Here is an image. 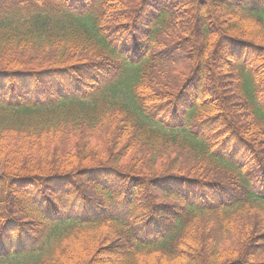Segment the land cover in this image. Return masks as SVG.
I'll return each mask as SVG.
<instances>
[{"label":"trees","instance_id":"obj_1","mask_svg":"<svg viewBox=\"0 0 264 264\" xmlns=\"http://www.w3.org/2000/svg\"><path fill=\"white\" fill-rule=\"evenodd\" d=\"M0 264H264V0H0Z\"/></svg>","mask_w":264,"mask_h":264},{"label":"rangeland","instance_id":"obj_2","mask_svg":"<svg viewBox=\"0 0 264 264\" xmlns=\"http://www.w3.org/2000/svg\"><path fill=\"white\" fill-rule=\"evenodd\" d=\"M248 70H250V68H247ZM122 96V94L121 93H117L114 97V100H119L120 99V97ZM101 143H98V145H100Z\"/></svg>","mask_w":264,"mask_h":264}]
</instances>
